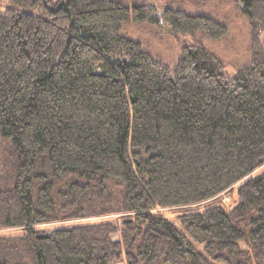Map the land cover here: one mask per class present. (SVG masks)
<instances>
[{
    "label": "trees",
    "instance_id": "obj_1",
    "mask_svg": "<svg viewBox=\"0 0 264 264\" xmlns=\"http://www.w3.org/2000/svg\"><path fill=\"white\" fill-rule=\"evenodd\" d=\"M234 1L250 55L227 75L199 41L169 66L121 35L124 21L159 22L154 5L7 0L0 228L22 233L0 236V264H264V171L250 176L264 165V0ZM161 18L176 34L227 31L181 8ZM238 182L225 210L220 194ZM171 207L185 209L178 225L157 211ZM117 213L120 229L111 219L38 227Z\"/></svg>",
    "mask_w": 264,
    "mask_h": 264
},
{
    "label": "rangeland",
    "instance_id": "obj_2",
    "mask_svg": "<svg viewBox=\"0 0 264 264\" xmlns=\"http://www.w3.org/2000/svg\"><path fill=\"white\" fill-rule=\"evenodd\" d=\"M128 3H147L150 7L151 17L159 18V22H136L134 20L124 21L120 26V33L123 36L133 40L140 41L141 45L147 49L156 59L172 66L181 53V46L184 42L199 41L204 46L209 47L225 66V73L231 75L237 68L243 66L249 61V24L248 18L240 8L239 2L234 0H126ZM7 0H0V12L7 7ZM181 8L187 12L205 13L220 19L227 24V31L223 37L211 39L202 31L191 34H176L162 21L161 11L165 7ZM264 38V34L263 37ZM264 171V165L257 169L250 176H254ZM242 182L233 186L232 190L224 191L220 194L219 202L225 210L231 209L237 202L236 191ZM193 208V207H192ZM158 209V210H157ZM158 212L174 221L177 225L176 216L182 212L181 208H157ZM154 210V211H155ZM126 213H117L101 218H83L65 222H54L38 226L44 231H51L56 228L69 226L77 222H86L91 220L111 219L121 226V215ZM120 229V227H119ZM22 233L20 228L8 227L0 228V236H15ZM119 233V232H118ZM118 233L115 238H118ZM242 244V243H241ZM197 250L201 246L193 243ZM113 264H125V261H118Z\"/></svg>",
    "mask_w": 264,
    "mask_h": 264
},
{
    "label": "water",
    "instance_id": "obj_3",
    "mask_svg": "<svg viewBox=\"0 0 264 264\" xmlns=\"http://www.w3.org/2000/svg\"><path fill=\"white\" fill-rule=\"evenodd\" d=\"M239 5H240V7H241V8H243V5H242V3H239Z\"/></svg>",
    "mask_w": 264,
    "mask_h": 264
}]
</instances>
